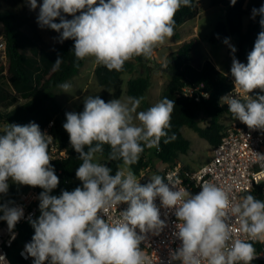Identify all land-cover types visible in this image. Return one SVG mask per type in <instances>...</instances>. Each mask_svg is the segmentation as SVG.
Here are the masks:
<instances>
[{
	"label": "clouds",
	"instance_id": "clouds-1",
	"mask_svg": "<svg viewBox=\"0 0 264 264\" xmlns=\"http://www.w3.org/2000/svg\"><path fill=\"white\" fill-rule=\"evenodd\" d=\"M27 3L31 10L37 8V0ZM230 3L234 6L236 0ZM181 7H193V0H99L98 5L97 0H43L37 23L41 28L62 30L61 43L73 39L77 61L94 56L98 64L120 71L133 56L149 57L154 47L174 35V17ZM77 12L81 14L75 15ZM61 13L74 18L66 20ZM256 15L261 16L264 29V5L252 9L253 18ZM57 18L59 23L54 22ZM224 43L236 52L229 39ZM247 60L245 65L233 56L230 71L235 88L248 95L243 101L225 95L220 104H227L228 111L249 128L264 130V95H249L254 89L264 92V31L258 34ZM62 62L58 57L53 70ZM70 87L60 85L64 92ZM143 99L105 102L99 96H87L82 112L66 113L63 128L82 161L75 172L82 187L62 191L59 196L50 195L59 184L48 151L53 138L35 122L4 128L0 135V193H7L9 179L44 189L39 195L41 215L31 221L35 234L25 245L33 264H151L140 245L146 234L158 235L165 227L154 203L157 197L164 208L174 209L178 220L174 235L181 245L172 260L180 264H250L257 257L252 242H264V200L247 194L234 203L230 191L211 182L193 195L166 183L160 175L140 184L130 166L139 161L145 147L159 148L165 137L164 143L175 140L167 131L174 100L165 97L137 112ZM104 145L110 146L109 160L123 161L115 175L110 167L93 162ZM121 203L128 208L113 223L106 222L101 213ZM0 211V220L7 222L10 231L24 214L23 208L8 204L0 205ZM233 217L246 239L233 237Z\"/></svg>",
	"mask_w": 264,
	"mask_h": 264
},
{
	"label": "trees",
	"instance_id": "trees-1",
	"mask_svg": "<svg viewBox=\"0 0 264 264\" xmlns=\"http://www.w3.org/2000/svg\"><path fill=\"white\" fill-rule=\"evenodd\" d=\"M210 1L213 7L224 6L227 8L225 19L217 23L211 35V41L224 43L227 38L232 39L235 43L238 42L237 58L246 65L248 54L253 50L258 34L264 31L259 23L260 19L245 27L244 19L248 14L246 0H236L234 6L230 0ZM252 2L255 4V9H259L264 0H252ZM81 11H86V9ZM61 15L65 19L70 14L61 13ZM198 16V4L196 0H193V7H181L177 11L174 17V31L197 19ZM54 22L59 23L60 18ZM0 25V41L2 39L6 41L7 52L5 64L0 65V121L6 126L8 124L26 125L35 122L42 132L45 131L50 122H54L53 136L60 147L67 151V157L62 160L50 161L59 178L57 188L53 189L50 195L59 196L62 191H73L76 187H82V182L75 175L76 169L82 161L78 159L79 154L71 146L69 134L63 128V124L66 122V113L83 111V102L73 110H66L60 104L55 90L61 84L76 77L85 66L88 57L79 61L76 60L73 52L75 43L73 39L64 40L55 49L38 46L32 47L29 53H25L21 33L22 22L16 7L13 5H8L5 8L0 7ZM47 30L54 31L50 28ZM200 45V40L193 38L184 41L176 50L175 59L169 66L171 78L161 98L163 100L167 97L175 102L176 107L171 114V127L167 130L168 137L174 134L175 140L164 143V139L167 138L165 137L161 139L159 148L145 147L139 161L130 166L136 176L149 167L151 168L155 159L170 164L177 161L181 155H186L191 149V142L185 137L184 128L193 130L211 147L215 148L221 143L227 130L222 124L223 117L228 115L233 121L238 120L228 111V105L220 104L221 97L232 90L228 75L220 72L210 60L205 59L200 54ZM58 57L63 59V62L60 68L54 71L53 63ZM133 57L141 64H146L148 61V57L142 55ZM77 63L78 67L75 66ZM134 69L135 63L132 61H126L120 71L109 70L104 65L98 67L95 75L102 91L93 97L99 96L105 102L109 101L111 95L113 99H121L124 84L123 76L132 73ZM1 79L4 81L1 82ZM128 84L129 97H144L145 99L151 87V78L149 76L136 77L130 79ZM201 84L210 92V99L195 102L178 97V93L186 85ZM254 95L255 97L264 95V92ZM21 99H24L25 103L18 105ZM202 114L210 119L206 128L200 125ZM2 134H4V130L0 131V135ZM110 150L109 145H104L103 153H97V155L105 159L104 165L112 169L111 175H115L117 170L123 168V161L109 160ZM48 151L50 154V147ZM85 151H87V147H85ZM30 189H37L39 193L44 191L39 186L16 184L7 193H0V205L13 206L20 196ZM248 194L264 200V185L256 187ZM2 215L3 212L0 211V216ZM3 223L4 220H0V226ZM20 231V245L30 243L35 234L32 223L25 224ZM250 264L264 263L253 260Z\"/></svg>",
	"mask_w": 264,
	"mask_h": 264
},
{
	"label": "built area",
	"instance_id": "built-area-1",
	"mask_svg": "<svg viewBox=\"0 0 264 264\" xmlns=\"http://www.w3.org/2000/svg\"><path fill=\"white\" fill-rule=\"evenodd\" d=\"M238 51L237 49L235 53L238 54ZM6 55V41L2 39L0 41V60H5ZM227 75L232 85V90L227 95H233L243 101L248 94L235 88L234 78L231 74ZM261 92L260 89H254L249 95L255 98L254 94ZM178 97L202 102L210 99L211 94L203 84L186 85L178 93ZM53 125L54 122H50L44 131L53 138L49 155L51 160H62L67 157V151L61 148L55 140L52 132ZM5 127L6 125L0 121V131H3ZM149 169L150 167L136 176L141 185L150 182L145 177V172ZM161 176L164 177L166 183L171 182L177 189H184L193 195L201 190L204 183L211 182L230 191L231 196L234 197L233 202L238 203L242 196L252 192L256 187L264 185V130L249 128L246 124L236 120L226 130L221 143L213 148L209 162L193 170L177 160L165 164ZM39 195L37 189L24 192L13 205L23 208V217L11 231L6 221L0 226V264H33L34 258L26 253L25 245H20V229L25 224L37 220L41 215ZM154 203L160 209V218L165 221V227L158 235L146 234L140 248L150 258L151 264H180L179 261L171 259L172 254L181 245V241L174 235L178 223L174 209L164 208L158 197ZM127 208V203H121L108 209L104 214L101 213V216L106 222L113 223L120 218V212ZM232 219L234 221L232 224L233 237L246 239V234L242 232L239 221L234 217ZM137 232L139 233V229ZM252 243L257 256L254 260L264 263V242L255 241ZM45 264H49V261H46Z\"/></svg>",
	"mask_w": 264,
	"mask_h": 264
},
{
	"label": "rangeland",
	"instance_id": "rangeland-1",
	"mask_svg": "<svg viewBox=\"0 0 264 264\" xmlns=\"http://www.w3.org/2000/svg\"><path fill=\"white\" fill-rule=\"evenodd\" d=\"M99 2V0H97ZM199 8V16L197 19L185 24L184 27L174 31V35L166 38L163 44L154 47L151 55L148 57L146 64H141L136 61L134 57L128 61L135 63V69L132 73H127L123 76V95L121 100H126L128 95L129 80L140 76H149L151 78V87L143 102H141L137 112L146 111L149 107L161 101L163 92L170 81L169 66L175 59V53L178 47L186 40L197 38L200 40V54L210 60L214 66L222 73L231 74V65L233 56L238 60L237 53H232L229 45L225 43H215L211 41L217 23L225 19L227 8L224 6L213 7L210 0H196ZM43 0H37V8L31 10L27 0H0V7L5 8L8 5L16 7L18 14L21 18L22 27V43L24 45V52L29 53L32 47H44L47 49H55L61 42V32L48 31L47 28H41L37 23L39 15V8ZM264 5V4H263ZM255 4L252 0H246L247 16L244 19L245 27L251 22L261 19L260 15L252 16V9ZM77 12L75 15H80ZM73 15L65 17L66 20H72ZM1 28V25H0ZM229 44L235 46L236 50L238 45L231 39ZM5 60H0V65L5 64ZM102 64H98L94 56H88L85 66L81 72L73 79L67 81L71 87L67 92H64L60 87L55 90L58 100L62 107L66 110H73L76 106L84 101L87 96H93L102 91L99 85L95 71ZM4 80L1 79V82ZM112 95L110 100H112ZM25 103L21 99L18 105ZM17 105V106H18ZM210 119L202 114L200 117V125L204 128L208 127ZM136 123H139L136 121ZM234 121L225 115L222 119V124L228 129L232 126ZM185 137L191 142V149L186 155H181L179 161L189 168L196 170L202 165L211 160L212 150L206 140L201 138L196 132L189 128L183 130ZM97 163L105 164V159L100 155H95L94 161ZM165 169V163L155 159L154 165L145 172V177L150 180L153 175H162ZM9 189L16 185L11 179L8 181ZM7 191V192H8Z\"/></svg>",
	"mask_w": 264,
	"mask_h": 264
},
{
	"label": "water",
	"instance_id": "water-1",
	"mask_svg": "<svg viewBox=\"0 0 264 264\" xmlns=\"http://www.w3.org/2000/svg\"><path fill=\"white\" fill-rule=\"evenodd\" d=\"M263 4H264V2H261V6H262ZM261 6H260V7H261ZM236 44L238 45V42H237Z\"/></svg>",
	"mask_w": 264,
	"mask_h": 264
},
{
	"label": "crops",
	"instance_id": "crops-1",
	"mask_svg": "<svg viewBox=\"0 0 264 264\" xmlns=\"http://www.w3.org/2000/svg\"><path fill=\"white\" fill-rule=\"evenodd\" d=\"M185 26V24L183 25V26H181L180 28H182V27H184ZM180 28H178V29H180Z\"/></svg>",
	"mask_w": 264,
	"mask_h": 264
}]
</instances>
